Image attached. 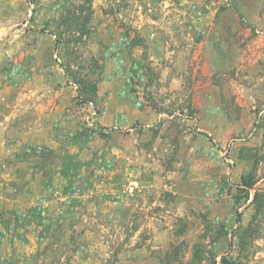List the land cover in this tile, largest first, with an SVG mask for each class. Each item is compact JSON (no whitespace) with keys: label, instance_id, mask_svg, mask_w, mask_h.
<instances>
[{"label":"rangeland","instance_id":"rangeland-1","mask_svg":"<svg viewBox=\"0 0 264 264\" xmlns=\"http://www.w3.org/2000/svg\"><path fill=\"white\" fill-rule=\"evenodd\" d=\"M90 4L0 0V264H264V0Z\"/></svg>","mask_w":264,"mask_h":264},{"label":"trees","instance_id":"trees-1","mask_svg":"<svg viewBox=\"0 0 264 264\" xmlns=\"http://www.w3.org/2000/svg\"><path fill=\"white\" fill-rule=\"evenodd\" d=\"M82 1H83L84 4H86L87 11H88V17H90L91 14H92V8H91L90 0H82ZM51 33L54 35V38H55V47H57L60 44V42H61L60 41L61 40V36L58 33H54V32H51ZM78 95L81 98L83 97V92H82V90L80 88H79V91H78ZM204 134H206V133H204ZM253 184H254L253 181H251L250 179H243L241 181V185H238L237 188L240 191H246V192H248L249 189L253 187ZM237 220H240V214H237ZM220 261H221L222 264H234L233 261H232V259H231V257L229 256L228 252H224L220 256Z\"/></svg>","mask_w":264,"mask_h":264}]
</instances>
